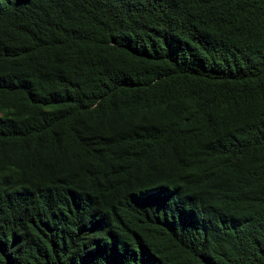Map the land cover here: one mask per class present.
I'll use <instances>...</instances> for the list:
<instances>
[{
	"label": "trees",
	"instance_id": "obj_1",
	"mask_svg": "<svg viewBox=\"0 0 264 264\" xmlns=\"http://www.w3.org/2000/svg\"><path fill=\"white\" fill-rule=\"evenodd\" d=\"M0 264H264V0H0Z\"/></svg>",
	"mask_w": 264,
	"mask_h": 264
}]
</instances>
